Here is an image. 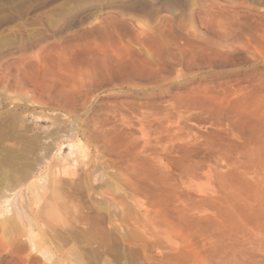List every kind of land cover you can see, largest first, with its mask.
Here are the masks:
<instances>
[{
	"label": "rangeland",
	"instance_id": "1",
	"mask_svg": "<svg viewBox=\"0 0 264 264\" xmlns=\"http://www.w3.org/2000/svg\"><path fill=\"white\" fill-rule=\"evenodd\" d=\"M178 2L0 0V264H264V0Z\"/></svg>",
	"mask_w": 264,
	"mask_h": 264
},
{
	"label": "bare ground",
	"instance_id": "2",
	"mask_svg": "<svg viewBox=\"0 0 264 264\" xmlns=\"http://www.w3.org/2000/svg\"><path fill=\"white\" fill-rule=\"evenodd\" d=\"M162 1H163L164 9L169 11L174 10L176 7L179 6L178 0H162Z\"/></svg>",
	"mask_w": 264,
	"mask_h": 264
}]
</instances>
